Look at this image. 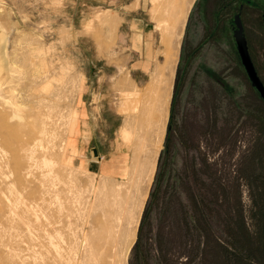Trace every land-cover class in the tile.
<instances>
[{"label": "rangeland", "instance_id": "obj_1", "mask_svg": "<svg viewBox=\"0 0 264 264\" xmlns=\"http://www.w3.org/2000/svg\"><path fill=\"white\" fill-rule=\"evenodd\" d=\"M225 2L195 0L189 13L171 127L127 264H264V96L239 49L246 42L264 82V0L250 19L245 11L246 35L229 23L233 13ZM151 5V0H0V264L93 263L83 239L88 232L95 237L91 228L104 197L90 208L95 196L88 187L100 184L104 168L95 171L78 161L83 151L70 138V115L78 121L72 128L78 134L82 97L93 85L95 100L112 99L125 119V91L134 77L130 61L141 58L147 70L150 31L155 50L160 45ZM98 10H110L107 24L95 16ZM133 22L146 31L142 51L133 37H123L135 30ZM7 46L16 72L5 68ZM103 80L113 91L110 84L99 88ZM46 83L48 90L42 88ZM15 157L22 158L21 166H15ZM45 157L56 160L55 167L45 166ZM112 179L108 188L118 182ZM58 232L55 245L61 244L67 260L50 244L49 236Z\"/></svg>", "mask_w": 264, "mask_h": 264}, {"label": "bare ground", "instance_id": "obj_2", "mask_svg": "<svg viewBox=\"0 0 264 264\" xmlns=\"http://www.w3.org/2000/svg\"><path fill=\"white\" fill-rule=\"evenodd\" d=\"M194 1L151 0L150 18L156 23L160 32V45L156 50V55L161 56L164 61L157 62L151 75L152 80L145 88H135L128 94L129 108L126 111L125 121L117 132V142L131 154H114L111 161L104 160L102 162L104 170L100 175L98 174L104 181L101 180L98 186L92 183V186L88 187L91 196H95L94 200L92 198L88 200L90 208L95 206L96 200L101 201L104 197L100 218L91 228L96 235L93 234L95 237L92 240L88 232L85 233L83 239L91 251V257L88 259L93 262L92 264H127L128 262V255L135 240L136 227L139 224L145 199L148 196V189L157 168L155 153L151 156L148 145L151 142H156L160 149L165 139L170 115V86H172L170 80L175 74L184 29ZM109 12L110 10H98L95 16L107 24L110 20ZM10 36L9 33L6 39L7 43L11 40ZM5 60L7 64L5 68L16 72V67L10 62L8 46ZM2 69L4 70V68ZM50 86L46 83L42 88L48 90ZM13 104L15 107H20L17 101H14ZM70 116V138L76 139L77 134L73 133L72 128L77 125L78 121L74 120L76 119L74 112ZM44 129L47 130L46 127ZM82 132L84 131L82 130ZM97 158L101 160L103 156ZM42 162L51 168L56 164V160L47 157ZM14 163L15 166H21L23 160L15 157ZM111 172L118 174L112 177L107 174ZM93 175L96 176L97 173L94 172ZM109 178H113V181L118 180V182H113L110 188L106 184ZM88 217H91V213H88ZM87 222L89 223L90 219ZM60 234L58 232L49 237L50 244L55 249L57 256L62 259L64 257L63 248L60 249L61 244L55 245L58 242L55 238H58L57 236ZM100 246H102L99 250L100 253L96 254V250ZM63 259L67 260V258ZM73 261L75 260H70L69 264H72Z\"/></svg>", "mask_w": 264, "mask_h": 264}, {"label": "crops", "instance_id": "obj_3", "mask_svg": "<svg viewBox=\"0 0 264 264\" xmlns=\"http://www.w3.org/2000/svg\"><path fill=\"white\" fill-rule=\"evenodd\" d=\"M137 3V2H136ZM135 3V4H136ZM137 22H133L132 27L135 28L133 31L131 28L128 30L127 33L123 34V37L128 38L127 40H131L133 37L134 44L137 46L138 49H141L142 46L140 45L143 41V39H146V31L144 28L139 29ZM150 39L148 38L146 40V46L144 49V56H145V70L142 66L141 58L132 59L129 64V68L131 71L134 72V80L132 77L129 78V82L127 83V88L125 91V95H128V93L132 92L135 88L141 89L145 88L152 80V72L155 69L157 62L162 61L161 56H157L155 59V45L153 43V40L151 39L152 32H149ZM108 64L105 62L103 66L107 67ZM154 66V67H153ZM153 67V68H152ZM124 69V67H121V70ZM129 75V72H127ZM147 75V77H143L141 74ZM175 74L173 77H171L170 84V96L172 99L173 89H174V81H175ZM102 78V75H99L98 78ZM174 79V81H173ZM99 81V80H98ZM133 81V82H132ZM101 81H99L100 83ZM105 84H110L105 82V80L102 81V84L99 85V88L105 90ZM138 84V86H137ZM145 84V85H144ZM93 86V85H92ZM90 86V90H94L91 92H85L84 96L82 97V104H80V110L81 112V122L80 126L78 128V134L77 138L75 140L76 145L83 151L81 156H79L78 161H87L90 168L95 171H102L103 164L102 162L104 160H112V157L114 154H127L130 155L131 152L128 150H125L118 142L117 147H115V140L117 139V132L120 129V127L124 123V116L121 112L116 110V105L112 101V99L104 98L100 101H96L94 96L96 94V91L98 87ZM111 89L113 91V85L110 84ZM130 87V88H128ZM132 87V88H131ZM108 89V88H107ZM125 102V101H124ZM123 102V103H124ZM124 108L127 104H124ZM169 104V110H170ZM168 125V124H167ZM83 126V127H82ZM86 127V128H85ZM82 130L84 132H82ZM87 133V134H86ZM85 136V137H84ZM165 140V139H164ZM156 142H151L148 145V151L155 155L158 163V158L161 154L162 148L164 146V141L162 145L157 147ZM95 149L98 150V153H95ZM119 149V150H118ZM122 149V150H121ZM160 150V151H159ZM120 151V152H119ZM125 151V152H124ZM101 154V155H100ZM96 156H103V159H98ZM157 170V168H156Z\"/></svg>", "mask_w": 264, "mask_h": 264}, {"label": "flooded vegetation", "instance_id": "obj_4", "mask_svg": "<svg viewBox=\"0 0 264 264\" xmlns=\"http://www.w3.org/2000/svg\"><path fill=\"white\" fill-rule=\"evenodd\" d=\"M262 0H226L225 2V9L228 10V14L230 12L233 13V17H229V23L233 25L234 30L239 31L240 33L245 32L246 35L248 31V23L246 22V17L244 15L246 10H249L248 13H250L249 19L253 16L251 13L254 12V15H256V10L259 8L262 9ZM262 14V13H261ZM231 15V13H230ZM253 19H256L255 16ZM241 40V39H240ZM238 42V41H237ZM241 43V42H239ZM242 47L246 46V42H243V45L240 44ZM238 46V43H237ZM240 49V47H239Z\"/></svg>", "mask_w": 264, "mask_h": 264}, {"label": "water", "instance_id": "obj_5", "mask_svg": "<svg viewBox=\"0 0 264 264\" xmlns=\"http://www.w3.org/2000/svg\"><path fill=\"white\" fill-rule=\"evenodd\" d=\"M240 52L242 55V60L247 68V71L251 77V79L253 80L254 84L257 85V87L260 89L262 95L264 96V82L262 81V79L260 78L255 66H254V62L251 58V56L249 55L248 51L246 50L245 47L240 48ZM95 153H98V150L95 149Z\"/></svg>", "mask_w": 264, "mask_h": 264}, {"label": "trees", "instance_id": "obj_6", "mask_svg": "<svg viewBox=\"0 0 264 264\" xmlns=\"http://www.w3.org/2000/svg\"><path fill=\"white\" fill-rule=\"evenodd\" d=\"M175 96V95H174ZM174 101H175V97H174ZM173 101V102H174ZM172 116H173V113H172V115H171V118H170V121H169V125H168V130H170V127H171V121H172ZM166 144H167V141H166ZM162 155V154H161ZM158 175V174H157ZM146 211V210H145ZM144 214H145V212H144Z\"/></svg>", "mask_w": 264, "mask_h": 264}]
</instances>
